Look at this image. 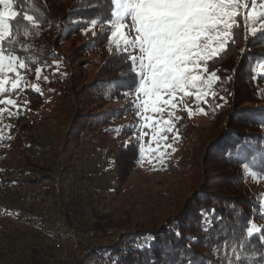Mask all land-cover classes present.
<instances>
[{
	"label": "trees",
	"instance_id": "obj_1",
	"mask_svg": "<svg viewBox=\"0 0 264 264\" xmlns=\"http://www.w3.org/2000/svg\"><path fill=\"white\" fill-rule=\"evenodd\" d=\"M16 7L21 11V26L25 25L23 11L42 21L34 30L28 25L33 32L28 37L21 30L18 38L26 47L15 45L17 54L29 65L22 75L32 79L36 68L41 67L48 77L44 88L54 85L65 94L72 91L69 96L76 109L68 122L63 148L67 150L68 140L80 141V134L98 124L108 125L123 118L127 103L119 105L117 99L133 90L138 81L128 56L105 48L110 31L106 22L112 18L114 8L112 0H17ZM92 20L98 23L92 26ZM90 26L97 30L92 38L81 42L77 49L64 46L74 34ZM78 49L99 59L95 75L84 82V65L75 57ZM85 59L89 61L86 54ZM210 70L217 71L221 79L213 86L216 98L207 104L201 102L209 128L204 131V127L189 119L176 122L180 141L192 144L188 196L176 214L139 234L147 235L148 243L136 245L139 235L128 234L119 243L101 247L108 250L112 264H228V257H233L232 264H236L235 255L240 256L239 264H264L261 233L247 234L249 221L261 223L260 229L264 230V208L258 194L246 184V171L264 176V97L259 88L264 74V35H249L241 19L236 44L230 45L223 58L210 65ZM24 96L28 102L26 111L16 116L10 141L16 153L34 164L25 153L24 138L32 140L30 132L44 123V96L33 87H26ZM88 109L95 113L89 114ZM130 142L113 156L115 188L127 180L140 158L139 144ZM20 165L18 158L15 166L22 171ZM0 177L26 186L51 179L52 175L12 178L0 170ZM25 262L37 264L29 259ZM0 264L5 263L0 260Z\"/></svg>",
	"mask_w": 264,
	"mask_h": 264
},
{
	"label": "rangeland",
	"instance_id": "obj_2",
	"mask_svg": "<svg viewBox=\"0 0 264 264\" xmlns=\"http://www.w3.org/2000/svg\"><path fill=\"white\" fill-rule=\"evenodd\" d=\"M260 2L264 0H257L258 5ZM125 23L134 37L130 18ZM94 33H97L96 28L87 27L69 38L64 46L77 49L81 42L92 38ZM248 34L251 35L249 32ZM105 48L108 51L112 49L107 38ZM85 54L81 49L76 50L75 57L84 65L81 75L83 82L95 75L99 64V59L93 54L87 51ZM45 77L44 72L39 76L36 73L32 79L22 75L17 89H11L9 84L6 85L9 91L0 93V100L10 98L16 101L15 107L0 104V107L6 109L4 113H0V170L4 176L12 178L22 175L39 176L43 173L52 175L51 179L36 180L26 186L0 177V260L5 264H25L28 257H21L18 250H24L28 254L25 250L28 241L50 247L54 232L60 226V202L66 208L80 210L84 223L96 230V237L89 240L95 251L83 264H112L113 259L107 255L108 250L101 247L119 243L128 234L145 233L180 209L191 190L189 158L192 144L174 138L176 122L189 119L207 131L208 116L201 110V102L194 95L184 96L182 93L174 96L175 107H165L162 114L141 113L138 116L140 109L133 106L136 97L134 88L125 91L117 99L119 105L127 103L123 118L108 125L98 124L93 130L80 134L78 142L68 140L65 150V132L75 113L76 104L70 97V89L65 94L54 85L44 88L48 79ZM26 87L42 91L44 102L41 108L46 115L41 119L44 123L30 132L32 140L24 138L25 153L34 164L27 163L22 154L16 153L10 141L16 116L26 111ZM259 88L264 97V74L259 79ZM211 92L213 88L209 94ZM88 112L94 114L95 110L88 109ZM143 115H151L153 120L173 121L174 131L167 133V138L161 145H157L154 140L157 135L154 126L149 127L151 121L141 119ZM120 128H128L129 131L121 133ZM132 140L139 147L143 146L144 154H140L127 180L115 188L112 163L114 153ZM157 147H161L165 153L162 159H157L158 154L154 151ZM18 158L22 171L15 166ZM246 174L247 186L258 194L261 205H264V176H257L252 171H246ZM257 226L260 228L261 223ZM147 238V235H139L134 244L144 245L148 243Z\"/></svg>",
	"mask_w": 264,
	"mask_h": 264
},
{
	"label": "snow or ice",
	"instance_id": "obj_3",
	"mask_svg": "<svg viewBox=\"0 0 264 264\" xmlns=\"http://www.w3.org/2000/svg\"><path fill=\"white\" fill-rule=\"evenodd\" d=\"M16 3L17 0H0V93L8 92L9 84L11 89H17L22 73L29 69L15 48L20 44L21 30L28 37L33 34L28 25L34 30L42 23L37 16L23 11L25 25L21 26V11ZM112 4V18L106 22L110 30L107 39L116 53L128 56L138 81L133 103L140 109L138 116L162 114L165 107H175L173 98L177 93L194 95L204 104L215 99L217 93H209L221 78L217 71L210 70V65L222 59L230 45L236 44L241 19L252 37L264 35V2L258 5L257 0H112ZM129 18L134 37L125 23ZM97 23L91 21L92 26ZM24 47L20 44L21 49ZM41 70L36 68L37 76ZM0 104L15 107L16 101L9 98L0 100ZM5 111L0 107V113ZM141 119L151 121L148 126H154L157 145L166 140L167 133L174 131L171 119L153 120L151 115H143ZM174 138H179L178 129ZM139 151L143 156V146ZM154 151L157 159L165 155L161 147ZM254 233H261L264 240V230L249 221L247 234ZM232 251L235 254L236 249ZM234 259L239 264L240 256L235 255ZM232 261L233 257H228V264Z\"/></svg>",
	"mask_w": 264,
	"mask_h": 264
},
{
	"label": "built area",
	"instance_id": "obj_4",
	"mask_svg": "<svg viewBox=\"0 0 264 264\" xmlns=\"http://www.w3.org/2000/svg\"><path fill=\"white\" fill-rule=\"evenodd\" d=\"M58 208L61 210V220L58 230L54 232L52 245L43 247L28 241L25 246L28 254H25L24 250H18V253L20 256L27 255L29 260L37 264H83L93 254L94 248L89 240L96 237V230L84 223L80 210L66 208L60 202Z\"/></svg>",
	"mask_w": 264,
	"mask_h": 264
}]
</instances>
